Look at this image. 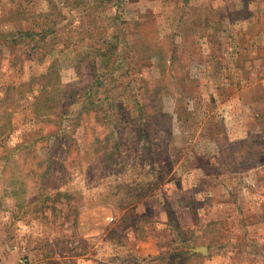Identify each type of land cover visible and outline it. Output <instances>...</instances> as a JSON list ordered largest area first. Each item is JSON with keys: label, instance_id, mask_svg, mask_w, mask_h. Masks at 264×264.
I'll return each mask as SVG.
<instances>
[{"label": "rangeland", "instance_id": "obj_1", "mask_svg": "<svg viewBox=\"0 0 264 264\" xmlns=\"http://www.w3.org/2000/svg\"><path fill=\"white\" fill-rule=\"evenodd\" d=\"M0 263L264 264V0H0Z\"/></svg>", "mask_w": 264, "mask_h": 264}, {"label": "built area", "instance_id": "obj_2", "mask_svg": "<svg viewBox=\"0 0 264 264\" xmlns=\"http://www.w3.org/2000/svg\"><path fill=\"white\" fill-rule=\"evenodd\" d=\"M0 264H2V263H0Z\"/></svg>", "mask_w": 264, "mask_h": 264}]
</instances>
